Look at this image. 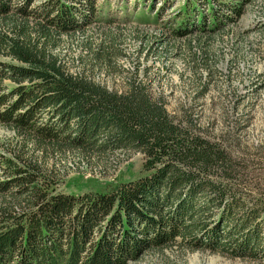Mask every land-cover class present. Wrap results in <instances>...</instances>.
I'll return each instance as SVG.
<instances>
[{"label": "rangeland", "instance_id": "rangeland-1", "mask_svg": "<svg viewBox=\"0 0 264 264\" xmlns=\"http://www.w3.org/2000/svg\"><path fill=\"white\" fill-rule=\"evenodd\" d=\"M45 1L7 0L9 10L0 17V65H21L9 54L18 42L55 58L65 73L107 91L143 89L174 124L237 162L233 189L249 203L264 206V0L242 3L239 12L222 4L232 0H189V9H184L187 0H92L93 10L80 5L84 0H61L76 4V13L83 11L88 18L81 22L77 15L78 26L61 33L46 22L53 14L43 13ZM15 84L3 79L0 96L10 94ZM7 160L56 173L49 189L74 196L106 194L147 174L139 151L83 154L75 148L39 146L0 121V184L14 176ZM19 191L0 187V212L23 210ZM237 208L224 223L230 236L222 241L227 244L223 252L201 230L187 246L177 239L174 246L146 249L125 264H264V220L254 250H228L230 241L249 235L232 227L240 216ZM211 212L204 225L219 220V210Z\"/></svg>", "mask_w": 264, "mask_h": 264}, {"label": "trees", "instance_id": "trees-1", "mask_svg": "<svg viewBox=\"0 0 264 264\" xmlns=\"http://www.w3.org/2000/svg\"><path fill=\"white\" fill-rule=\"evenodd\" d=\"M249 1L222 4L239 12ZM80 5L94 9L92 0ZM8 6L0 0V17ZM41 9L46 16L53 14L46 22L57 33L78 26L77 15L88 21L73 3L46 0ZM209 9L215 14L214 7ZM9 54L22 63L0 65V82L7 78L16 83L10 94L0 96V121L39 146L75 148L83 154L139 151L147 174L106 194L74 196L49 189L56 173L7 160V171L14 176L0 187L20 188L24 208L16 213L1 209L0 264H125L146 249L174 246L177 239L187 246L201 230L223 252L227 244L222 241L230 236L224 223L237 207L240 216L232 227L249 235L230 241L228 250L255 249L264 206L236 193L231 183L238 163L219 146L174 124L143 89L107 91L83 76L65 73L55 58L18 42ZM218 210L219 220L204 225L212 219L211 211Z\"/></svg>", "mask_w": 264, "mask_h": 264}]
</instances>
